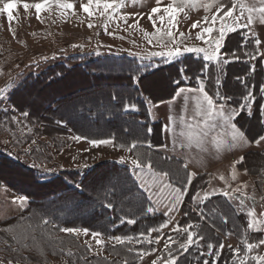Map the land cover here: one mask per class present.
I'll list each match as a JSON object with an SVG mask.
<instances>
[{
	"label": "snow or ice",
	"instance_id": "snow-or-ice-1",
	"mask_svg": "<svg viewBox=\"0 0 264 264\" xmlns=\"http://www.w3.org/2000/svg\"><path fill=\"white\" fill-rule=\"evenodd\" d=\"M3 3V7H0V13H7V20L12 22L15 17L13 15L14 9H17L19 4L23 2V8L28 10L34 8L37 14L42 13L45 9L49 8L52 4L58 5L60 9L63 10H74V4L71 2H66V0H40V2L35 4H30L27 0H0ZM124 0H87V3L82 5L83 11L89 15L93 13V7L96 9H101V15L109 13V10L119 9L123 5ZM160 3V0H157V4ZM182 6L177 7V0H173L172 4L163 8V11L167 13V17L164 15L159 16V21L163 24L166 19L168 22V27L166 29L157 27L153 33H145L146 36L154 37L156 43L159 45V51H148L146 53H132V55L139 57L141 60L151 59L153 57H162L166 61L172 62L178 57H182L184 53H194V54H203V61L215 62L217 76L214 81V91L210 95L206 90V79L202 75L196 77L198 86L195 88H178L173 92V98L183 97L185 109L189 104L191 99L196 101V115L205 117L203 124L204 128L201 129L200 133L197 134L196 139L199 140L200 137L207 138L219 128L220 131H224L225 125H230V132L228 133L229 139H226L224 143H230L231 146L236 144H255L260 146L264 144V82L261 83L259 88V100L257 103V94L254 86H250L246 83L244 78L237 77L236 79L241 82L244 88L247 90L246 93L242 96L243 103L238 105H230V101L233 100V97L226 95L221 91L223 81L220 79V75L223 72L224 66L233 62V60H239L240 57L236 54L235 50L231 52H222V49L225 47V42L227 39L226 34L236 33L239 34L240 29H248L254 20V13L260 14V22L264 24V0H259V7H249L243 0H230V6L225 0H208V3L203 4L202 6L211 11L213 7L216 8V12L209 16L203 18L204 24H200L199 21L194 22L191 27L193 29L200 28V31L197 32L198 39L202 42V46H187L184 42V33H180L181 39L178 41L174 35L173 29L177 26V16L179 13L184 12V6L195 7L199 3V0H180ZM237 8H239V14L237 15ZM161 12L160 7H154L151 9L152 14H157ZM247 13V16H245ZM111 15V14H110ZM242 18L247 20V23L242 22ZM151 19V17H150ZM153 25L156 24L155 19H151ZM92 25H89L91 27ZM136 27V25H132ZM215 33V35H214ZM252 36L251 44L253 46V51L245 53L250 59H261L264 60V52L260 51V46L262 41L259 36L255 33H246ZM149 44L153 43L152 39L148 40ZM249 42L244 43V47H247ZM75 47V45H74ZM231 56L232 59L228 57ZM264 66V65H262ZM152 67L151 64H142L138 66L134 71L139 73L141 71H147L148 68ZM188 69L181 64L177 73L181 79H188L185 73ZM208 71V66L204 65L200 69L201 74H206ZM249 71L255 72V65H249ZM132 82L139 87L140 82L142 81V76L135 75L131 78ZM169 84L179 85L180 80L170 78L168 81ZM22 86H16L14 92H9L7 88H0V104H4L5 101L9 99L10 95H15L14 103L19 105L21 108H27L34 104L29 96L24 95L20 92ZM187 93V94H186ZM143 95V93H138ZM218 98V99H216ZM112 101L117 100V94L113 93L111 96ZM145 105L152 104V101L145 98ZM253 105H255V113L253 112ZM155 107V105H153ZM121 112L128 113L133 111H139V106L135 102H125L121 105ZM0 111L7 112L9 107L0 108ZM151 114L152 109H148ZM243 114V117L249 121L248 126L245 127L243 124H239V120ZM20 115L27 120L29 117V112L27 110L22 111ZM11 121H15L17 124L21 123L17 117H10ZM255 121L253 125L252 121ZM212 121V123H209ZM183 121H181L182 123ZM57 123H64L63 121H57ZM173 123L175 120L173 119ZM253 127L261 129L256 132L255 135H251ZM168 125H162V129L166 130ZM28 132H32V128L27 129ZM147 133H151L152 129H146ZM247 133V135H246ZM181 136L184 135L182 131ZM248 137H251L249 141ZM72 140H81L85 139L82 136H72ZM193 136L189 134V140L191 141ZM115 137L110 136V138L98 139L94 138L89 141L93 147H99L101 145L108 146H118L121 149H125L126 153H132V155H125L119 158V162L124 164L130 162L131 168L128 172L121 176L120 174L109 175L100 182L84 184L81 181L79 184H73V191L66 197L64 202L61 204V208L65 210L81 209H95L97 207H103L111 210L115 204L121 203L128 199H134L141 203L140 211L152 214L156 211L166 209L165 215L171 218L167 219L165 222L161 223L158 227H152L148 229L147 234L140 232L138 235H115L109 236L107 243L111 246L113 250L116 249L117 245L123 246L125 252L128 255L134 257L132 261L125 260L123 264H136V259H140L149 254L148 250L141 247L139 250L135 248V245H153L159 244L162 236L157 235L152 236V233H161L162 229L167 228L169 224L172 223L173 213L179 211V206L183 204L184 197L187 194V190L192 185L193 180L196 178V173L188 171L187 164H183V170L185 176L183 178L176 177L175 182L173 181L174 174L171 173V170H157V167L153 166V158L150 152L141 151L145 146L149 149L153 147L151 141H147L145 144L140 139L132 141L130 144L124 142L114 144ZM35 144V141H32ZM175 144V139L173 140ZM219 146V145H218ZM164 147H167L166 145ZM29 152L32 151L31 148L28 149ZM75 159V157H74ZM245 158L240 156L236 159L232 165L231 171V180L236 181L238 178L237 165L244 163ZM35 167V165H33ZM43 168L44 172H49L51 169ZM79 167V165L77 166ZM84 167H88L87 164ZM221 181L226 185L222 189H213L211 191H197L192 196V200L198 205H204L211 197L215 195H222L229 201H238L236 211L243 212L246 207L245 198L248 197L246 184H237L235 187L229 182V179L224 175L219 177ZM2 183V181H0ZM83 185V186H81ZM255 192V190H253ZM142 194V195H141ZM253 199L255 197L253 196ZM261 201H264V195L259 197ZM18 202L19 207L27 209L30 197L27 195H20L15 198L13 201ZM197 214L201 216V219L204 218L206 213L201 210H196ZM212 214L217 212V209L214 207L210 210ZM43 213V214H41ZM52 213L44 212H32L30 215L25 218L23 216L19 217V221L27 222L28 220L33 219L36 216H39L40 222L33 226L32 224H27V227H22L16 235L11 237L12 242L15 244H20L21 241L35 240L37 228L41 229L47 239V243L53 247L64 245L65 241L55 235V232L64 233L69 236L79 237L81 234L88 236L89 233L93 240H95L98 248L95 251L97 256L100 255L104 250L106 241L103 239L102 233L100 231H91L86 227L79 226H58L53 223L49 218H44L45 216H51ZM187 216L188 213L186 212ZM248 229H253L255 231H264V228L261 226L264 225V219H257L256 213H248ZM228 216H223V222L227 223ZM129 223L136 224V219H129L127 216H122L120 218V223ZM50 226V227H45ZM196 225L193 223H188L187 225L180 227L177 225L172 229L173 232L178 233L180 236L186 234V237L181 240L179 238H174L172 235H169L165 240L164 250L166 252V258L163 259L162 264H178V260L184 254H186L189 248L193 245H200L201 241L205 239L204 235L199 234L196 230ZM0 231H11V227L5 229H0ZM219 230L217 229V232ZM230 235V233H229ZM0 243L6 244L11 248L13 252H19L18 248H12L8 240L0 241ZM86 245V251L91 253L93 252V245L91 241L86 240L84 242ZM175 245V248L172 246ZM244 245L246 246V251L243 256L240 255L241 248L233 249L229 246L228 250L232 253V258L230 264H248V261H256L258 264H264V255H249L254 251V249L264 246V238L260 239L258 243H250L247 239L244 240ZM207 255L213 256L216 264H220V257L222 255L225 245L220 243L218 249L213 253L214 245L212 243H207ZM60 251L63 252V248H60ZM152 252H155L156 249H151ZM68 256H77L78 254L73 253L71 250L68 251ZM201 255L205 253L201 252ZM21 258H24L21 253ZM79 258V257H78ZM15 259V257H13ZM106 264H115V262H108L107 258L104 257ZM2 264V262H0ZM11 264V261L9 262ZM85 264H88L87 259H85ZM152 264H161L160 260H153ZM203 264H208V260H204ZM228 264V262H225Z\"/></svg>",
	"mask_w": 264,
	"mask_h": 264
},
{
	"label": "trees",
	"instance_id": "trees-1",
	"mask_svg": "<svg viewBox=\"0 0 264 264\" xmlns=\"http://www.w3.org/2000/svg\"><path fill=\"white\" fill-rule=\"evenodd\" d=\"M246 29L239 30V34L232 33L227 35L225 42V47L223 52L236 51V54L240 57L239 60H233V62L227 64L223 68V72L220 75V79L223 81L221 91L233 97L230 101V105H238L243 103L242 96L246 93V89L241 84L237 77L244 78L246 83L250 86H254L257 94V103L259 100V88L261 83L264 82V62L261 59L252 60L245 55L247 52L253 51V46L251 44L252 37H250ZM249 42L247 47H244V43ZM232 59L231 56L228 57ZM129 59L133 62V66L130 67L131 63L125 61ZM105 61H109L105 64ZM124 62H112L111 60L103 59L100 62H93L90 67L84 68L81 66L67 67L66 64H60L57 68H49L47 71L40 73L39 76L34 77L36 82L32 81V77L27 79L30 84L42 83L44 85H52L57 82H62L72 73H77L78 70L84 75L86 79L89 80L88 89L96 88L103 93L100 96L98 105L86 101L84 103L78 104L74 107L75 116L69 117L67 112H61V108L66 105L64 98L70 97V94L59 95L55 99L44 103L41 111L37 114L36 125H45L48 132L51 133L53 143L56 144L57 149L62 150L66 147L68 143H65L63 137H68L70 135L82 136L87 140L94 138L104 139L110 138V136L115 137V143L118 145L121 142L130 144L132 141L140 139L145 144L147 141H151L153 147L151 149L146 146L141 149L144 152H150L153 158V166L157 167L158 170H171L174 174L173 181L175 178H183L185 172L183 170V163L181 160L176 158H168L164 156L160 151L156 150L157 146L162 145V123L161 121H153L148 114V105H145V98L147 97L152 102L161 101L163 99H168L173 95V92L182 85H198L196 77L202 75L206 79V87L212 94L214 91V81L217 76V70L215 64L209 65L207 61H203L201 57H196L194 55L185 56L179 61L174 62L164 68L157 69L152 72L147 73H136L134 70L140 66L135 64V59L131 57H126ZM183 64L188 71L185 75L188 79H181L177 73L178 67ZM255 65V72L249 71V65ZM207 65L208 71L206 74H201L200 69L202 66ZM158 74L166 75L168 79L174 78L180 80L179 85L169 84L167 89L169 93H165L163 97L155 98L153 93L144 87V82L148 78L154 77ZM135 75L142 76V81L137 86L132 82V77ZM32 78V79H31ZM113 93L117 94V100L112 101L111 96ZM138 93H143L139 95ZM218 99V98H216ZM107 101V102H106ZM135 102L139 106V111H133L128 113L121 112V105L125 102ZM15 107L20 109L17 104ZM21 110V109H20ZM253 112L255 113V105H253ZM39 115V116H38ZM79 119L85 120L91 126L96 129H85L80 126ZM32 121V120H31ZM57 121H63L64 123H57ZM244 121L246 123L244 124ZM103 123L106 128H98L100 123ZM249 121L243 117V114L239 120V124H243L245 127L248 126ZM254 123V122H252ZM119 126V127H117ZM151 128L152 132L147 133L146 129ZM50 130V131H49ZM261 130V129H260ZM259 130V131H260ZM256 133L252 131L251 135ZM61 142V143H60ZM132 154V153H131ZM254 155V154H253ZM260 163L257 164L255 173L259 176L257 180V185L253 195L259 198L264 195V151L261 152ZM249 156V155H247ZM246 160V158H245ZM244 160V161H245ZM8 161V160H7ZM10 161V160H9ZM14 162V161H13ZM15 163V162H14ZM16 166H20L23 171L31 172L33 174V179L37 185H50L51 188L39 195H35L28 191H18L20 194L27 195L30 197V202L28 208L18 217L11 219L5 225V228L11 227V231H0V238H7L8 242L11 244L13 235H16L22 227L26 228L27 224L37 225L40 222L39 216L28 220L26 223L19 221V217L23 216L27 218L32 212H50L52 215L45 216L44 218H49L53 223L58 226H79L89 228L90 231H100L103 235L115 236V235H138L140 232L147 234L148 229L152 227H158L161 223L167 220V217L162 213L156 211L152 214L140 211L141 203L134 199H128L121 203H117L114 207L109 210L106 208L97 207L95 209H87L85 213L78 217H70L69 210L61 208V204L64 202L66 197L73 191V184H79L81 181L84 184H91L94 176L101 170V167L96 165L87 170L83 175L79 170H61L60 173L51 176L46 180L36 172V170L26 164L17 163ZM245 168L248 167L246 161L243 164ZM102 168L110 169L114 174L121 173L124 176L128 170L129 166L115 161H108ZM252 171V170H251ZM210 183V174L203 173L198 175L192 182V185L187 190L186 200L182 207V213L180 219L176 222V226L179 225L183 227L188 223H193L196 225V231L199 234L204 235L205 239L201 241L200 245H193L189 248L188 252L184 254L178 260V264H203L204 260H208V264H216L214 260V255H207V243H212L214 245L213 253L218 249L220 243L225 245L222 255L220 257V264H225L228 262L230 264L232 253L229 252V245L226 244V240L233 238L236 245H231L233 249L241 248L240 255L243 256L246 251V246L244 245V240L247 239L250 243H258V241L264 238V231H255L253 229H248V221L246 217L235 210L233 205L222 195H215L211 197L204 205H198L192 200V196L195 192L207 189ZM54 185V186H53ZM83 186V185H81ZM142 195V194H141ZM217 209L215 214L210 212L213 208ZM196 210H203L206 215L203 219L197 214ZM78 210V209H75ZM73 211V210H71ZM70 211V212H71ZM188 213L186 216L185 213ZM43 214V213H41ZM228 216L227 223L223 222V216ZM122 216H127L129 219H136V224L120 223V218ZM97 220L96 222L91 219ZM50 227V226H45ZM3 228V229H5ZM165 229V228H164ZM162 229V232L163 230ZM217 229L219 230L217 232ZM157 233L152 235L153 237L157 235H163L164 242L169 235L174 238H179L181 242L186 237V234L180 236L178 233L173 231H167L164 233ZM230 233V235H229ZM55 235L61 237L64 241V245L53 247L47 243L45 233L37 228L35 240L21 241L20 244H15L12 248H18L19 252H13L9 255V259L16 263L22 264H49V259L51 256H56L63 258L68 264H85V259H87L88 264H106L104 257L107 258L108 262H115V264H123L125 260L132 261L133 256L128 255L125 252L123 246L117 245L116 249L113 250L111 246L107 243L105 248L109 252L110 256H93L91 253L86 251V245L81 243L76 237L69 236L64 233L55 232ZM63 248V252L60 248ZM141 247L148 250L149 254L153 253L151 249H157V244L153 245H135V248L139 250ZM175 248V245L172 246ZM55 249V250H54ZM71 250L73 253L78 254L77 256H68V251ZM201 252L205 255H201ZM20 253V254H18ZM21 253L24 258H21ZM16 254L18 256H16ZM162 259L166 258V252L163 249L160 252ZM250 255V254H249ZM15 257V259H13ZM143 257L136 259V264H140ZM248 264H258L256 261H248Z\"/></svg>",
	"mask_w": 264,
	"mask_h": 264
},
{
	"label": "rangeland",
	"instance_id": "rangeland-1",
	"mask_svg": "<svg viewBox=\"0 0 264 264\" xmlns=\"http://www.w3.org/2000/svg\"><path fill=\"white\" fill-rule=\"evenodd\" d=\"M204 1L208 3V0ZM27 2L35 4L40 0H27ZM66 2L73 3L74 10H63L58 5L52 4L42 13L37 14L34 8L25 10L23 2H21L18 8L13 11L15 19L12 22L7 20L6 12L0 13V83L2 82L0 88H7L11 93L14 92L16 86H22L20 92L34 101V104L27 108H21L18 105L20 110L14 106L15 95H10L4 104H0V108L9 107L7 112L0 111V181H2L0 183V229L5 228L8 221L20 216L25 211L19 207L18 202H13L17 196L23 195L18 191L24 190L39 195L51 188L50 185H37L33 179V174L23 171L20 166L15 165L16 162L34 168L43 178L42 180L60 173L62 169L72 170L83 167L86 171L91 168V164L96 163L101 167V170L91 181V183H96L109 175H115L110 169L102 168L106 162L113 160L111 158L127 154L126 152L120 153L108 145L93 147L86 139L72 140L71 137L74 135L63 137L65 143L60 142L61 145L68 142L69 144L62 150L57 149L59 147L53 143L47 127L35 124L37 123L35 122L37 114L41 111L44 103L59 95L70 94V97L64 98L66 105L61 108V112H67L72 118L75 116L73 109L76 105L86 101L98 105L99 98L103 93H100L96 88L88 89L89 80L78 70H76L77 73L69 74L64 81L50 86L41 82L30 84L27 82L28 78L33 76L31 79L36 82L34 77L60 64H66L67 67L88 68L95 61L100 62L106 59L112 62H124L121 60L131 57L136 60L135 64L140 66L151 64L152 67L148 68L147 71H141V73H147L181 59L176 58L174 61L168 62L162 57L141 60L139 57L131 56L132 53L143 54L148 51L161 50L155 38L146 36L145 33H153L157 27L166 29L169 26L167 19L161 24L159 16L167 17L163 8L172 4L173 0H160L159 4H157V0H124L119 9L109 10V13L103 15H101L102 8L96 9L95 6L92 15L85 13L82 5L87 3V0H66ZM176 6H182L180 0H177ZM0 7H3L2 2H0ZM154 7H160L161 12L152 14L151 9ZM184 8V12L177 16V26L173 29L174 35L181 29L178 25L181 19L185 20V24H183L180 32L183 33L184 28L192 32L191 24L197 21L202 22L206 15L203 11H197L195 7L184 6ZM150 17L156 20L155 25L152 24ZM134 24L136 27H132ZM89 25L92 26L89 27ZM149 39L153 40L152 44L148 43ZM180 39L181 37L177 38L178 41ZM125 61L131 62L129 59ZM108 62L105 61V64ZM127 64H130V67L133 66V62ZM54 69L57 70V68ZM168 81L166 75L158 74L145 80L144 87L151 91L155 98H159L163 97L165 93H169L167 90L170 86ZM25 110L29 112L27 120H24L20 115ZM12 116L21 120V123L17 124L15 121H11L10 117ZM79 122L82 128L96 129L83 119H79ZM252 122L254 125L255 121ZM103 123L101 122L98 128H106L105 123ZM245 123L246 121H244ZM28 128H32V132H28ZM259 130V128L253 127L255 133ZM249 138L251 139V137ZM33 140L35 144L32 143ZM263 147L264 144L260 146V150L254 148L244 152L243 157L246 158L247 168H242L244 163L238 165L241 171L248 172L255 186L259 176L254 169L256 170L257 164L260 163L261 148ZM29 148L32 149L31 152L28 151ZM223 155H226V152H223V148H221L217 159ZM215 159L212 162L216 161ZM235 159L234 156H231L230 161L234 162ZM85 164L88 167H84ZM78 165L79 167H77ZM41 166L51 169V171L44 172ZM118 174L122 176L121 173ZM85 211L73 210L69 216L78 217ZM253 211L256 213L257 219H263L258 208ZM91 220L97 221L93 218ZM175 227L176 223L170 229H164L162 233L172 231ZM261 227L264 228V225ZM163 235L158 244L159 250L152 255L145 256V260L142 259L140 264H152V261L157 259L162 264L163 261L161 260L163 259L160 252L165 244ZM76 238L83 244L86 240L91 241L94 250L91 255L97 256L95 251L98 246L90 233L88 236L81 234ZM6 239L1 237L0 241ZM103 239L107 241L104 236ZM231 240L232 244H226L229 246L236 245L233 238ZM10 245L14 247L15 243L11 242ZM105 246L99 256H110ZM253 252V255H264V247L254 249ZM12 253L13 251L8 245L0 243V262L2 264H9L11 261L9 255ZM252 254L250 253V255ZM16 256L18 255L16 254ZM11 264L22 263L11 261ZM49 264L68 263L63 258L51 256Z\"/></svg>",
	"mask_w": 264,
	"mask_h": 264
},
{
	"label": "crops",
	"instance_id": "crops-1",
	"mask_svg": "<svg viewBox=\"0 0 264 264\" xmlns=\"http://www.w3.org/2000/svg\"><path fill=\"white\" fill-rule=\"evenodd\" d=\"M225 2L228 3L230 6V0H225ZM243 2L246 3L249 7H252V6L259 7L260 6L259 0H243ZM203 4H206V2L204 0H199V3L197 4V6H195V9L199 12L203 11L204 14H206L209 17L211 14L216 12L215 7L212 8L211 11H209L208 9L202 6ZM236 14L237 15L239 14V8H237ZM245 16H247V13H245ZM253 16H254L253 23L246 30H247V33H255L259 36L260 40L262 41V44L260 46V51L264 52V24H261L260 14L258 12L254 13ZM242 22L247 23V20L245 18H242ZM183 24H185V20L181 19L178 22V25H180L181 29L177 31V34L175 35L176 38L180 37L179 34L181 33L180 31L182 30ZM200 24L203 25L204 20H202ZM198 31H200V28L193 29L192 32H190L188 29H185V28L183 29L182 31L184 33L183 39L187 46H202V42L197 37ZM249 36L252 37L251 35ZM222 52H223V49H222ZM190 55H194L196 57H201V58L203 56V54L184 53L182 57H178V58H183L185 56H190ZM131 56H134V55L131 54ZM134 57H137V56H134ZM179 60L180 59H178L177 61ZM209 63H208L209 65L215 64V62H212V63L209 62ZM164 67H161V68H164ZM197 86L198 85H182V86H179L178 88H195ZM206 90L209 92L207 87H206ZM209 94L211 95L210 92ZM153 105H155V107H153ZM149 108L152 109L151 114L148 111V114L151 120L161 121L162 125H168V128L166 130L162 129L163 143L162 145L157 146L155 148L156 150L160 151L164 156L168 158H176L178 160H181L183 164L186 163L188 166V171L195 172L197 174L196 177L203 173H209L210 183L207 189L204 191H211L213 189L225 188L226 185L224 184L223 181L219 179L221 175H224L226 178H228L229 182L232 184L233 187H235L237 184L248 185V188L246 190L249 195L247 198H245L246 207L243 212H239V213L243 214L248 221L249 219L248 213L253 212L254 209L258 208L261 211V217L264 219V201H261L259 198L253 195V192H254L253 190H255L256 188L254 181L251 179L248 172L241 171L238 165L236 166L238 178L236 181H232L231 180V171H232L231 165L233 162L230 161L231 156H234L236 159H238L240 156H244L245 151L252 150L254 148L260 150V146L262 144L260 146H256L254 143L251 145L236 144L235 146H231L230 143L228 144L224 143L226 139H229L228 133L230 132V125H225L224 131H220L218 128L216 132L210 135L209 137L207 138L200 137L199 140H197L196 139L197 134L200 133L202 128H204L203 121L205 117L196 115V101L194 98L189 101L187 109H185L183 97L181 96V97L173 98V95L168 99H163L161 101L152 102V104L148 105V109ZM173 119L175 120V123H173ZM181 121L183 122L181 123ZM209 123H212V121H210ZM182 131L184 132L183 136L180 135ZM189 134L193 136V139L191 141L189 140ZM174 139H175V144H173ZM248 139L249 141H251L249 137ZM114 144H116L115 141H114ZM165 145L167 147H164ZM111 147L116 149L117 151H120V153L126 152L125 149H121L118 146H115V147L111 146ZM221 148H223V152H226V155H223V157H220L217 159V157L220 154ZM261 151H264V147L261 148ZM126 155H132V154L127 153ZM119 158L120 156L116 158H111L113 160H110V161L119 162ZM213 159H215L216 161L212 162ZM95 165L96 163L91 164V167ZM126 165L131 168L130 162L126 163ZM82 168L83 167L75 168L72 170H79V172H81L84 175L87 172V170L84 171L85 169L84 168L82 169ZM253 196L255 197V199H253ZM185 200H186V196L184 197L183 204L179 206V211L172 214V216H174V219H172V223L169 224L168 227L165 229H170L176 223V221H178L176 216L178 214L181 215L182 207L185 203ZM230 203L236 209L239 202L230 201ZM158 212L165 215L166 209L159 210ZM166 217L167 219L171 218L169 216H166ZM103 236L108 241V237L105 235ZM159 247L160 246L157 244V249L153 253H156L159 250L158 249ZM261 247H264V246H261ZM153 253H150V254L152 255ZM143 260H145V256Z\"/></svg>",
	"mask_w": 264,
	"mask_h": 264
},
{
	"label": "built area",
	"instance_id": "built-area-1",
	"mask_svg": "<svg viewBox=\"0 0 264 264\" xmlns=\"http://www.w3.org/2000/svg\"><path fill=\"white\" fill-rule=\"evenodd\" d=\"M1 86H2V82L0 83V87H1ZM180 217H181L180 214H178V215L176 216L177 219H180ZM155 234H157V233H155V232L152 233V235H155ZM226 243H227V244H232L233 242H232L231 239H227V240H226Z\"/></svg>",
	"mask_w": 264,
	"mask_h": 264
}]
</instances>
